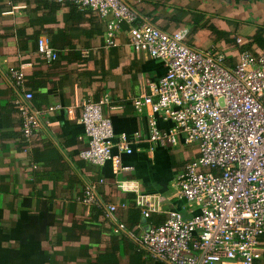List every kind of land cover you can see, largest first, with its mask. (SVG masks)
Masks as SVG:
<instances>
[{"label":"crops","instance_id":"1","mask_svg":"<svg viewBox=\"0 0 264 264\" xmlns=\"http://www.w3.org/2000/svg\"><path fill=\"white\" fill-rule=\"evenodd\" d=\"M123 1L134 10L135 22L167 32L186 27L187 45L223 51L226 65H233L234 51L254 38L259 43H251V49L264 50V0ZM127 27L122 23L115 43L107 46L105 19L95 10L49 0H0V264H168L135 235L154 224L152 213L177 209L189 217L198 211L172 187L176 173L198 154L197 144L185 143L178 130L174 144L149 139L148 107L135 110L132 97L150 93V83L166 66L134 50ZM40 35L58 52L52 62L37 51ZM236 36L243 41L237 43ZM12 66L22 67L23 87L13 82ZM25 91L32 93L28 101L39 113L30 141L21 136L14 105ZM103 96L113 139L124 133L131 151L119 153L112 146L111 157L97 165L78 154L87 140L80 102ZM55 103L61 106L48 109ZM157 123L173 129L171 120ZM117 155L131 167L120 169ZM87 185L96 194L91 204L81 200ZM137 193L157 194L162 209L143 220ZM108 204L115 205L111 216ZM259 246L258 262L264 264V233Z\"/></svg>","mask_w":264,"mask_h":264},{"label":"built area","instance_id":"2","mask_svg":"<svg viewBox=\"0 0 264 264\" xmlns=\"http://www.w3.org/2000/svg\"><path fill=\"white\" fill-rule=\"evenodd\" d=\"M49 1L95 10L105 19L107 46L115 43L121 24L126 23L134 50L166 66L158 81L150 83V93L132 97L135 110L148 107L149 139L174 144V130H178L185 143L197 144L198 154L176 173L172 187L178 198L198 211L184 217L177 209H167L164 221L150 224L135 239L168 264H259V237L264 233V51L253 54L241 49L235 64L226 65L223 51L187 45L186 27L167 32L135 22L134 10L123 0ZM235 40L243 41L241 36ZM37 51L45 62L58 56L45 35L38 36ZM9 74L17 86H24L22 67H10ZM31 97L25 91L14 100L26 141L36 135L39 125V113L28 101ZM105 101L106 96L80 102L79 120L87 140L78 154L97 165L111 157L112 146L119 153L131 151L124 133L113 139L112 122L102 112ZM60 106L50 104L48 109ZM158 118L171 120L173 129H161ZM115 162L120 169L131 167L122 165L118 155ZM81 200L96 202L91 186H85ZM134 200L145 216L162 209L157 194L137 193ZM114 208L108 204L106 215L111 216Z\"/></svg>","mask_w":264,"mask_h":264},{"label":"trees","instance_id":"3","mask_svg":"<svg viewBox=\"0 0 264 264\" xmlns=\"http://www.w3.org/2000/svg\"><path fill=\"white\" fill-rule=\"evenodd\" d=\"M257 36V35H256ZM254 41H252V42H250V40L248 41V42H246V44L244 43V46H241L240 48H237V50L236 51H234V53L236 54V59H235V61H234V64H235V62L237 61V57H238V53H239V51L241 50V49H247V50H249V51H251L253 54H257V53H259V52H261L260 51V48L259 49H257V50H255V51H253L251 48H252V46L250 45L251 43L252 44H254V45H258V43L259 42H256L255 40H257V39H253ZM264 51V50H263ZM15 106H16V108H18L17 107V105L16 104H14ZM21 131V130H20ZM21 136L23 137V135H22V133H21ZM23 140H25L26 141V139L23 137ZM150 217L152 216L153 218H154V224H158V223H161L162 221H164V219H165V217H166V212L165 213H159V214H156V213H152V215H149ZM152 224H153V222H152Z\"/></svg>","mask_w":264,"mask_h":264},{"label":"water","instance_id":"4","mask_svg":"<svg viewBox=\"0 0 264 264\" xmlns=\"http://www.w3.org/2000/svg\"><path fill=\"white\" fill-rule=\"evenodd\" d=\"M142 215H143V220H146V216H145L144 214H142ZM149 227H150V224L147 223V224L145 225V227H144V230H148Z\"/></svg>","mask_w":264,"mask_h":264}]
</instances>
